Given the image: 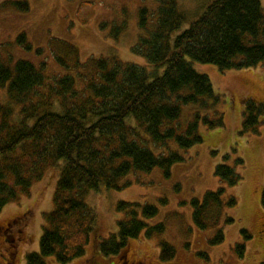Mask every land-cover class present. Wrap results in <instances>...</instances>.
Segmentation results:
<instances>
[{
    "label": "trees",
    "instance_id": "1",
    "mask_svg": "<svg viewBox=\"0 0 264 264\" xmlns=\"http://www.w3.org/2000/svg\"><path fill=\"white\" fill-rule=\"evenodd\" d=\"M179 1L143 0L137 9V26L145 34L131 51L149 68L116 57L81 62L76 47L62 40L61 56L56 57L61 76L49 79L44 65L36 67L22 59L12 67L0 63V89L8 97L6 105L0 102V212L27 195L45 169L58 167L54 208L44 213L38 252L27 254L25 264H44L52 256L59 264H68L83 257L95 230V215L85 200L88 193L121 191L130 185L123 180L131 173L148 174L157 168L168 178L172 166L183 160L172 149L185 151L201 143L200 124L209 129L222 126L221 116L210 120L201 113L214 107L218 97L208 76L193 64H209L225 72L264 62L260 0H209L192 19ZM18 6L26 10L27 4ZM123 11L122 21L108 33L114 40L126 22ZM106 27L103 24L101 29ZM17 43L31 49L24 34ZM244 102L242 128L258 133L264 107L252 99ZM183 105L202 111L194 113L181 132ZM242 165L240 158L234 159L233 167L216 165L214 175L224 187L207 192L201 202L191 201L192 219L199 229L234 222L224 217L225 209L237 204L234 198L225 201V187L241 181L236 168ZM261 205L264 208V186ZM116 209L126 218L118 221L115 233L98 242L97 250L104 257L124 254L129 240L145 232V221L158 213L154 205L139 203L119 202ZM152 230L162 232L163 226ZM223 241L218 228L210 243ZM236 249L242 256L245 245L237 244ZM174 256L171 245L160 244L161 261Z\"/></svg>",
    "mask_w": 264,
    "mask_h": 264
},
{
    "label": "rangeland",
    "instance_id": "2",
    "mask_svg": "<svg viewBox=\"0 0 264 264\" xmlns=\"http://www.w3.org/2000/svg\"><path fill=\"white\" fill-rule=\"evenodd\" d=\"M260 1L264 10V0ZM207 2L179 1L191 19ZM18 3H26V10ZM142 3L143 0H0V63L12 67L22 59L36 67L44 65L49 79L61 76L63 69L56 57L61 56L59 42L62 40L76 47L81 62L90 57H116L121 62L149 68L142 57L131 51L140 34H145L137 26V9ZM123 10L126 22L114 40L108 33L114 24L122 21ZM103 24L107 25L105 29H101ZM21 34L25 35L30 50L17 43ZM193 67L208 76L218 103L204 113L195 105L181 106V132L196 112L207 115L210 120L221 116L222 126L209 129L200 124L201 143L185 151L172 149L183 160L172 166L168 178L157 168L148 174L131 173L123 180L130 185L121 191L100 189L88 193L85 200L94 212L95 230L89 235L85 255L68 264H264V208L261 205L264 110L259 115L258 133H247L242 128L246 99L264 107V62L257 67L225 72L209 64H193ZM0 102L3 105L8 102L6 92L1 89ZM55 106L53 109L57 110ZM225 156L229 158L225 160ZM235 158L243 162L242 167L236 168L242 178L236 186L225 187L224 195L225 201L234 198L237 202L234 208L224 211V217L234 222L220 221L217 228L201 230L193 222L191 201L201 202L207 192L224 187L214 175L215 167L222 163L233 167ZM57 168L45 169L27 195H21L0 212V227L10 222L6 239L0 236V264H25L27 254L38 252L45 225L43 215L54 208ZM119 202L154 205L158 213L145 221V232L150 231L151 236L142 232L129 240L124 254L104 257L97 250L98 242L115 233L118 221L126 218L116 209ZM157 225L163 226L162 232L152 230ZM218 228L223 231L224 241L212 245L210 241ZM18 229L22 231L21 241L18 238L13 247L10 240L17 238ZM163 242L175 249L174 258L167 262L159 258ZM237 244L245 245L242 256L237 252ZM44 264L59 263L52 256Z\"/></svg>",
    "mask_w": 264,
    "mask_h": 264
},
{
    "label": "flooded vegetation",
    "instance_id": "3",
    "mask_svg": "<svg viewBox=\"0 0 264 264\" xmlns=\"http://www.w3.org/2000/svg\"><path fill=\"white\" fill-rule=\"evenodd\" d=\"M24 225H25V223H23L21 226H22V229H23V227H24ZM10 231V222H8L5 226H1L0 227V236L1 237H3V238H5L6 239V237H7V232H9ZM17 238L16 239H14L13 237H12V239L10 240V242L11 243H16V241H17V239L19 238V235L20 234H22V231L20 230V229H18L17 230ZM4 239V240H5ZM22 239V238H21ZM18 240H20V238L18 239ZM21 241V240H20ZM13 247L15 246V244L14 245H12ZM13 255H14V253H13ZM12 255V256H13ZM11 257V256H10ZM11 259H12V257H11ZM122 264H125V263H123L122 262ZM138 264H142L141 262L140 263H138Z\"/></svg>",
    "mask_w": 264,
    "mask_h": 264
}]
</instances>
